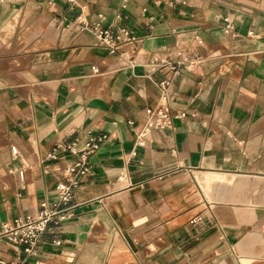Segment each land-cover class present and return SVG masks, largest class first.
<instances>
[{
    "label": "crops",
    "instance_id": "1",
    "mask_svg": "<svg viewBox=\"0 0 264 264\" xmlns=\"http://www.w3.org/2000/svg\"><path fill=\"white\" fill-rule=\"evenodd\" d=\"M0 262L264 264V0H0Z\"/></svg>",
    "mask_w": 264,
    "mask_h": 264
},
{
    "label": "built area",
    "instance_id": "2",
    "mask_svg": "<svg viewBox=\"0 0 264 264\" xmlns=\"http://www.w3.org/2000/svg\"><path fill=\"white\" fill-rule=\"evenodd\" d=\"M228 29H230L229 24L226 26L225 31H228ZM93 31L95 32L98 39L105 46L110 48L111 51H115L117 49L116 43L119 41L134 42L138 39V37L132 36L130 32L125 28H121L118 30V32L112 33L110 30L103 29L99 27L98 25H96L95 27H93ZM170 117H171V114H170L169 104L167 102L166 97H163L162 101L159 103L158 107L155 109V114L151 121V125L158 126V127H165L167 126L170 120ZM103 138H104L103 135L89 138L88 141L85 143V147H84L85 153L88 154L92 150L96 149L98 146V142H100ZM63 149L70 151L74 154L79 153L74 143L64 145ZM81 156H83V154H81ZM66 171L69 173H73L76 171H78L81 174L86 173L87 167H86L85 159H81L74 165L67 167ZM77 185H78L77 180H73L69 184L59 185L58 201L54 203L52 207H49L46 202H42L41 210L38 213L37 219L27 224L20 225V228L23 230V232L19 233V236H20V240L23 243L28 245V248L25 249L26 251H29V252L31 251L32 247L35 245L38 234L41 233L45 229V226L49 222V220L52 217L60 214L59 213L60 211L57 209V207L61 204L65 205L69 201L70 197L73 195V190L77 187ZM0 264L2 263L0 262Z\"/></svg>",
    "mask_w": 264,
    "mask_h": 264
}]
</instances>
